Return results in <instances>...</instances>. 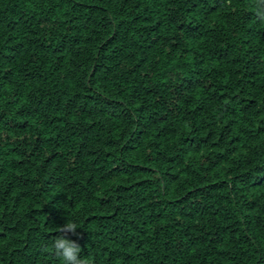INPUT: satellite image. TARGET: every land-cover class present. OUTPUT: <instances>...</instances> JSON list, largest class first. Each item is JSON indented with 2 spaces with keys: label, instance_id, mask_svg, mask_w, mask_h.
<instances>
[{
  "label": "trees",
  "instance_id": "1",
  "mask_svg": "<svg viewBox=\"0 0 264 264\" xmlns=\"http://www.w3.org/2000/svg\"><path fill=\"white\" fill-rule=\"evenodd\" d=\"M254 4L0 0V264H264Z\"/></svg>",
  "mask_w": 264,
  "mask_h": 264
},
{
  "label": "clouds",
  "instance_id": "2",
  "mask_svg": "<svg viewBox=\"0 0 264 264\" xmlns=\"http://www.w3.org/2000/svg\"><path fill=\"white\" fill-rule=\"evenodd\" d=\"M254 9L257 21L264 24V0H255ZM77 229L78 225L75 221H67L58 228V232L63 233V235L55 237L52 241L51 254L62 260L63 264H89L87 258L80 256V246L75 241L66 238L69 233L77 235ZM44 251L48 252L47 246Z\"/></svg>",
  "mask_w": 264,
  "mask_h": 264
}]
</instances>
